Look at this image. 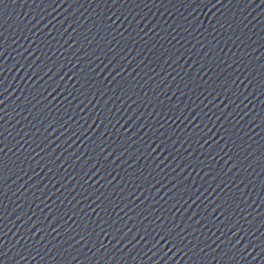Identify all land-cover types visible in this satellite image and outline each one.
<instances>
[{
  "label": "water",
  "instance_id": "95a60500",
  "mask_svg": "<svg viewBox=\"0 0 264 264\" xmlns=\"http://www.w3.org/2000/svg\"><path fill=\"white\" fill-rule=\"evenodd\" d=\"M0 264H264V0H0Z\"/></svg>",
  "mask_w": 264,
  "mask_h": 264
}]
</instances>
